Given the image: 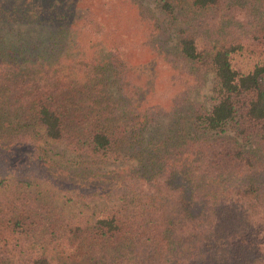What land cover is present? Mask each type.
<instances>
[{"label":"trees","instance_id":"trees-1","mask_svg":"<svg viewBox=\"0 0 264 264\" xmlns=\"http://www.w3.org/2000/svg\"><path fill=\"white\" fill-rule=\"evenodd\" d=\"M78 1L0 0V264H264V0Z\"/></svg>","mask_w":264,"mask_h":264},{"label":"rangeland","instance_id":"rangeland-1","mask_svg":"<svg viewBox=\"0 0 264 264\" xmlns=\"http://www.w3.org/2000/svg\"><path fill=\"white\" fill-rule=\"evenodd\" d=\"M84 1V0H83ZM149 2V1H148ZM81 3V0L78 1V4ZM151 3V2H150ZM35 26V25H34ZM20 29H26L23 26L19 27ZM29 28V29H28ZM26 30H29L31 34H36L39 31V27L36 29L33 28L32 26H28ZM256 48H259V45L256 46ZM248 57V58H247ZM253 57L251 55L243 54V55H234L233 56V63L236 66L240 67H245L251 64L253 61ZM154 90L149 95L150 98H155V99H161L164 100V97H161V91L165 88V69L162 68L160 65H155V71H154ZM162 122H165V118H161ZM18 157L13 158L10 157L9 161L10 163H16V165H22L23 166V160L26 159L25 155H22L21 152L15 153ZM4 155V154H3ZM6 156V155H5Z\"/></svg>","mask_w":264,"mask_h":264}]
</instances>
